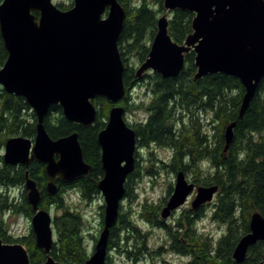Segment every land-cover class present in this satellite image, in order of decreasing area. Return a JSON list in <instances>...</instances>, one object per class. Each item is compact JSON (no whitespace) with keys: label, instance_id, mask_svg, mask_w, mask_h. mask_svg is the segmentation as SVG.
Returning <instances> with one entry per match:
<instances>
[{"label":"water","instance_id":"obj_1","mask_svg":"<svg viewBox=\"0 0 264 264\" xmlns=\"http://www.w3.org/2000/svg\"><path fill=\"white\" fill-rule=\"evenodd\" d=\"M163 8L166 12L158 17L156 34L146 60L136 69L137 77L148 71L164 78L176 77L185 67L186 53L193 50L195 79L218 72L240 79L245 89L239 110L243 118L264 78V0H164ZM176 9L195 14L192 32L182 44L173 40L168 29V12ZM126 18L127 11L119 0H73L69 9H61L53 0L0 3V36L8 54L0 69V84L8 93L24 97L37 119L34 139L10 137L2 155L6 164L27 168V200L35 211L32 231L37 246L46 253L41 264L66 263L51 255L54 217L40 206L41 192L28 167L34 159L45 165L50 194L56 193L57 180L72 183L92 172L79 133L54 139L44 120L51 106L59 104L69 121L92 125L98 116L97 97L115 104L98 135L104 172L98 181L104 198L103 227L85 264L108 263L111 229L118 222L126 182L136 166L137 133L125 119V107L118 104L126 95L125 64L119 49ZM236 124L233 121L225 129V151L234 139ZM194 190L192 209H198L215 199L219 185L196 186L179 170L161 217H170ZM249 228L233 252L238 263L245 261L252 245L264 240L261 212L252 213ZM0 264H30L26 247L0 238Z\"/></svg>","mask_w":264,"mask_h":264},{"label":"trees","instance_id":"obj_2","mask_svg":"<svg viewBox=\"0 0 264 264\" xmlns=\"http://www.w3.org/2000/svg\"><path fill=\"white\" fill-rule=\"evenodd\" d=\"M119 1L127 11V18L119 40L125 64L126 95L118 104L123 105L126 112L133 108L145 110V117L132 124L140 146L152 144L171 148L173 155L168 166L174 173L182 170L186 174L192 173L193 180L201 185H219L211 207L212 219L224 225L225 230L217 238L198 231L196 221L204 215L203 208L197 217L183 214L168 227L160 218V205L145 204L142 216L152 225L168 231L170 249L189 257L188 264H259L264 261V240L249 248L242 263L235 261L233 252L239 239L250 230L252 213L259 211L264 216V78L243 118L239 117V110L245 89L240 79L221 72L195 79L197 68L193 50L186 53L185 67L178 76L164 78L158 72L148 71L138 78L137 68L129 57L135 55L140 63L146 60L149 42L157 31L159 13L164 11V0ZM57 5L61 9H69L72 3ZM194 15L181 9L170 12L168 29L174 41L184 43L192 32ZM7 57L0 36V69ZM141 82L146 84L148 100L129 105L132 88ZM94 103L98 107V116L92 125L69 121L59 104L51 106L44 120L49 135L54 139L79 133L84 158L93 166L89 175L72 183L57 181L56 193L50 194L46 188L45 165L34 159L28 167L29 176L36 180L41 191L40 206L47 210L52 206L61 211L54 216L57 237L51 255L66 264H85L91 255L86 237L88 221L78 208L65 201L64 192L76 189L88 202L100 194L98 181L104 172L98 135L106 126L109 111L115 103L106 97H97ZM204 120L211 123L206 124ZM233 121L237 122L234 139L225 151V129ZM36 124V115L25 98L8 93L0 84V237L5 242L25 245L30 264H41L46 260L44 249L37 246L32 230L27 235L16 237L5 221L6 214H34L25 189L27 168L6 164L1 152L10 137L23 135L34 139ZM135 173L137 171L128 177L125 197L131 198L129 179ZM16 188L22 190L19 199L14 193ZM100 214L103 226L104 205H100ZM130 232L133 233L134 258L137 261L148 254L145 244L147 233H143L136 222L126 220L121 212L117 224L111 229L109 250L115 247L123 234L125 240H131ZM90 236L97 240L95 235ZM107 264H110L109 254Z\"/></svg>","mask_w":264,"mask_h":264},{"label":"rangeland","instance_id":"obj_3","mask_svg":"<svg viewBox=\"0 0 264 264\" xmlns=\"http://www.w3.org/2000/svg\"><path fill=\"white\" fill-rule=\"evenodd\" d=\"M54 3H66L71 4L73 0H53ZM138 1V0H135ZM166 11L159 13L161 16ZM170 12V11H169ZM170 16V13H168ZM149 42V47L151 45ZM130 62L135 65L136 68L141 64L138 62L135 55L129 57ZM145 82L139 83L137 86L132 88V99L131 103L141 104V101L146 100L149 97V92L146 89ZM148 100V99H147ZM146 115L145 110L133 108L128 110L125 114V119L130 124H135L140 119L144 118ZM206 123V121L204 120ZM214 125V124H213ZM210 127V125H209ZM154 146L149 149V147H143L140 149V168L138 175L133 176L129 179L131 198L125 197L122 201V206L120 207V212L125 216L126 220L131 219L136 222L138 228L143 232L147 233L146 246L148 247V254L141 259L135 261L134 254L133 260L127 253L118 247V245H124V234L121 237L124 240H118L115 247L109 250L110 264H188L189 257L182 256L180 254H174L170 249V236L168 231L162 227L152 225L148 223L147 219L143 215V206L145 204L160 205L159 214L161 217V210L164 207L165 200L170 197L173 189L170 192V188L175 185L176 173H174L168 163L173 155L171 148ZM2 154L4 151L1 152ZM208 167L205 166V168ZM135 171V170H134ZM189 177L193 179L192 173H189ZM128 182V180H127ZM126 182V184H127ZM14 193L17 199L20 198L22 190L16 188ZM65 201L68 202L72 207L78 208L80 212L86 217L88 221L86 237L88 239V245L90 254L93 253L96 240L91 238V234L95 235L98 239L99 234L103 226H101V214L100 205H104V198L102 194H98L90 202L85 201L80 196L79 191L76 189H69L64 192ZM194 197L190 200L193 201ZM215 200V199H214ZM214 200L208 203V206L204 209V215L196 221L198 231L206 232L211 234L214 238L219 237L225 230V226L217 223L212 219V204ZM188 208L191 204L186 205ZM49 211L52 216L60 214V210L54 209V207L49 206ZM183 208L176 212L175 216H171L172 220H169V224H174V220L181 217ZM1 218V216H0ZM143 218V220H142ZM163 219V218H162ZM168 219V218H167ZM165 220V219H164ZM6 225L12 230V233L17 236L27 235L32 228L31 218L25 215L17 214H6L5 216ZM132 232H130V235ZM57 235H55L56 240ZM134 241V240H133ZM130 242V240H129ZM135 243V242H133ZM131 245V243H130ZM128 248L129 247L128 245ZM162 248V249H161ZM160 249V250H159ZM157 250L160 252L158 253Z\"/></svg>","mask_w":264,"mask_h":264},{"label":"flooded vegetation","instance_id":"obj_4","mask_svg":"<svg viewBox=\"0 0 264 264\" xmlns=\"http://www.w3.org/2000/svg\"><path fill=\"white\" fill-rule=\"evenodd\" d=\"M168 13H170V12H168ZM206 121V124L207 123H211V121L210 120H205ZM136 123H138V122H136ZM135 123V124H136ZM132 125V124H131ZM211 126V125H210ZM152 146H154L153 148H155V146L157 147L158 145H149V146H140V144L138 143V136H137V148H136V152H135V158H136V166H135V171H137V173H135V176L136 175H138V173H140V171H139V168H140V163H139V159H140V149L142 148L143 149V147L145 148H147V147H149V149H151V147ZM3 151H4V148H3ZM5 152V151H4ZM187 175V178L189 179V182H193V183H195V185L196 186H200L201 184H199V183H197L196 181H194L191 177H189V174H186ZM47 177V176H46ZM35 180V179H34ZM36 181V180H35ZM49 181V180H48ZM57 181H60V180H57ZM56 181V182H57ZM62 183H64V182H62ZM38 186V185H37ZM26 189V188H25ZM27 190V189H26ZM28 192V191H27ZM41 192V191H40ZM195 195H196V190H194V192L190 195V197L188 198V200H187V202L183 205V206H181L180 208H178V209H176V210H174L172 213H171V216H175V214H176V212L177 211H179L181 208H183V210L184 211H182V213L183 214H188L190 217H192V218H195V217H197L198 216V214L200 213V210L203 208V209H205L207 206H208V203L207 204H204L203 206H201L200 208H198V209H192V201H190L193 197L195 198ZM167 203V199L165 200V203L164 204H166ZM187 204H191V207H187L186 205ZM165 206V205H164ZM43 208V207H42ZM34 214H35V211H34ZM34 214L32 215V216H28V217H30L31 218V224H32V217L34 216ZM182 214V215H183ZM54 217V216H53ZM142 220H143V218H142ZM169 220H172L171 218H169L168 217V219H165V226L166 227H168V225H169ZM149 223V222H148ZM165 229V228H164ZM31 230H32V228H31ZM17 237H20V236H17ZM0 238H2V237H0ZM124 240L122 237L120 238V240ZM2 240H3V238H2ZM4 241V240H3ZM124 241H126V243L124 244V245H118V247L123 251V253H127V255L128 256H132L131 257V259L133 260V254H134V252H135V243H133V233L131 234V240H130V242L129 241H127V240H124ZM5 242V241H4ZM7 243H17V242H7ZM20 243V242H19ZM130 243H131V245H130ZM128 245H129V247H131V248H128ZM25 246V245H24ZM26 247V246H25ZM27 249V248H26ZM28 251V250H27ZM171 252H173L174 254H177V252H175L174 250H172ZM29 253V252H28ZM178 255V254H177ZM29 257H30V255H29ZM109 261H110V259H109Z\"/></svg>","mask_w":264,"mask_h":264}]
</instances>
